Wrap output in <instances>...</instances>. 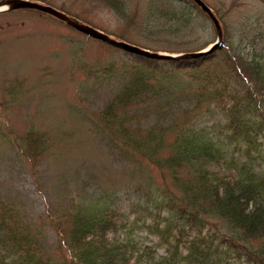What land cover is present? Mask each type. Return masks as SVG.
Instances as JSON below:
<instances>
[{
    "label": "trees",
    "instance_id": "trees-1",
    "mask_svg": "<svg viewBox=\"0 0 264 264\" xmlns=\"http://www.w3.org/2000/svg\"><path fill=\"white\" fill-rule=\"evenodd\" d=\"M97 1L127 26L137 21V16L127 13V0ZM160 1L152 0L142 21L145 40L180 45V38L189 34L193 24L201 20L199 24L205 27L201 18L206 17L191 0H165L158 7ZM160 33L169 35L160 37ZM246 47L239 36L226 39L214 54L195 60L164 62L124 53L131 59L110 62L101 71L123 78L125 84L90 117L112 144L156 171L157 189L169 211L163 227H146L166 248L165 257L156 264H220L229 258L264 264V173L256 172L248 162L264 130V56L257 44ZM232 82L242 83L243 89H235ZM13 85L6 89V96L16 91ZM184 90L191 106L179 109L170 123L145 130L134 124L139 108L155 104L171 110L180 103ZM212 109L225 118L228 141L235 150L245 147L243 162L228 159L220 147L195 132V121ZM6 131L35 176L39 161L53 148L50 137L34 129L23 135ZM45 220L58 235L51 248L0 199V264H129L133 257L135 245L109 238L126 228L114 211L73 205L51 211L46 207Z\"/></svg>",
    "mask_w": 264,
    "mask_h": 264
},
{
    "label": "rangeland",
    "instance_id": "rangeland-1",
    "mask_svg": "<svg viewBox=\"0 0 264 264\" xmlns=\"http://www.w3.org/2000/svg\"><path fill=\"white\" fill-rule=\"evenodd\" d=\"M43 1L139 48L191 53L216 40L207 18H201L205 27L200 25L201 20L198 25L193 24L189 34L180 38V45L145 40L142 21L149 14L152 0H127V13L130 17L137 16V21L128 26L97 0ZM201 1L220 22L223 44L226 39L240 36L247 50L249 45L257 44L264 56V0ZM161 4L165 0L158 7ZM160 34V37L169 35ZM130 59L52 18L20 11L0 14V199L39 234L48 248L56 245L58 235L47 225L46 207L51 211L72 205L114 211L122 216L126 228L109 238L135 245L129 264H156L165 257L166 248L146 227L153 224L163 227L170 217L157 189V173L112 144L90 117L125 84L121 77L101 74L102 69L110 62ZM12 84L16 91L6 96V89ZM232 86L243 89L240 82H232ZM181 95L180 103L171 110L151 103V107L139 108L134 124L145 130L170 123L179 109L191 106L188 91ZM225 126V118L216 109L193 124L200 138L215 143L228 159L243 162L245 147L235 150L234 143L228 141L229 130ZM7 129L17 135L34 129L47 134L53 142V148L39 161L35 176L12 146ZM256 143L257 151H251L248 162L256 172L264 173V130ZM220 264L247 263L229 258Z\"/></svg>",
    "mask_w": 264,
    "mask_h": 264
},
{
    "label": "water",
    "instance_id": "water-1",
    "mask_svg": "<svg viewBox=\"0 0 264 264\" xmlns=\"http://www.w3.org/2000/svg\"><path fill=\"white\" fill-rule=\"evenodd\" d=\"M193 4L207 17L211 22L216 40L213 44L209 45L202 51L194 53H182L175 55H168L164 53L151 52L139 48L137 46L128 44L124 41L118 40L113 36L107 35L102 31H99L92 26L83 23L82 21L71 17L66 13L55 9L49 5H45L38 1L31 0H1L0 1V14L8 13L13 11H30L35 12L47 17H50L68 28L76 31L77 33L90 38L96 42L102 43L108 47L120 50L124 53L135 55L138 57H143L145 59H150L154 61H181V60H195L199 58H205L222 49L223 47V35L220 22L213 14V12L201 1V0H191Z\"/></svg>",
    "mask_w": 264,
    "mask_h": 264
}]
</instances>
